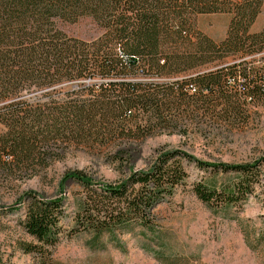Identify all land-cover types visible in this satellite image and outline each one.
<instances>
[{"label":"trees","instance_id":"1","mask_svg":"<svg viewBox=\"0 0 264 264\" xmlns=\"http://www.w3.org/2000/svg\"><path fill=\"white\" fill-rule=\"evenodd\" d=\"M263 0H0V187L40 176L72 149L96 150L114 137L143 141L174 132L186 119L238 114L233 89L264 91V29L252 26ZM230 14L215 39L197 25L202 14ZM90 19L93 39L69 35L63 22ZM254 56L250 61L247 57ZM257 76L253 79L251 76ZM255 76V77H256ZM252 91V92H251ZM121 155V154H120ZM186 162L240 179L221 190L194 186L205 203H234L252 192L264 156L218 163L182 149H162L147 168L116 182L83 169L65 173L84 187L72 232L96 235L138 224L151 228L154 211L186 184ZM22 225L32 237L19 247L50 257L64 231L62 197L36 190L18 197ZM0 264H8L0 246Z\"/></svg>","mask_w":264,"mask_h":264},{"label":"rangeland","instance_id":"2","mask_svg":"<svg viewBox=\"0 0 264 264\" xmlns=\"http://www.w3.org/2000/svg\"><path fill=\"white\" fill-rule=\"evenodd\" d=\"M229 19L230 14L218 12L201 21L199 16L197 25L207 34L221 38ZM62 28L69 35L88 40L100 32L88 18L63 22ZM263 55L264 52L255 55V66L262 67ZM255 76L251 77L257 80ZM231 92L242 109L237 115L221 112L211 117L200 113L183 121L172 133H155L139 142L117 136L102 149H72L40 176L19 177L14 183L1 186L0 246L6 251L8 264H264V164L260 175L252 179V192L244 199L205 203L194 190L197 183L221 190L235 184L241 174L186 162V184L156 207L153 227L132 224L100 235L80 229L71 231L86 193L76 181H62L69 170L83 169L96 180L113 183L132 170L147 168L162 149H182L199 159L218 163L241 164L261 159L264 91L255 90L252 97L239 89ZM27 190L64 199V231L50 257L27 253L19 247L20 241L32 239L22 225L25 206L16 203Z\"/></svg>","mask_w":264,"mask_h":264},{"label":"crops","instance_id":"3","mask_svg":"<svg viewBox=\"0 0 264 264\" xmlns=\"http://www.w3.org/2000/svg\"><path fill=\"white\" fill-rule=\"evenodd\" d=\"M214 14H217V13L202 14V15H200V21H201V19H205V17L211 16V15H214ZM252 29H253V31H260V30L264 29V6L262 7V10H261L260 14L256 18V20H255V22H254V24L252 26ZM204 30H207L206 27L204 28ZM225 35H226V33H225ZM225 35L223 37H221V38H215V37L214 38L215 39H222V38L225 37Z\"/></svg>","mask_w":264,"mask_h":264}]
</instances>
